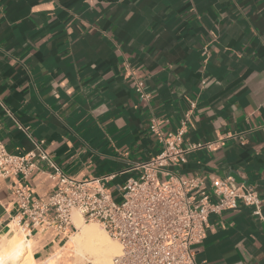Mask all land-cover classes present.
<instances>
[{
    "label": "crops",
    "instance_id": "crops-1",
    "mask_svg": "<svg viewBox=\"0 0 264 264\" xmlns=\"http://www.w3.org/2000/svg\"><path fill=\"white\" fill-rule=\"evenodd\" d=\"M152 122L164 136L182 131L181 147L204 146L168 172L202 179L208 193L215 179L252 188L262 201L261 218L242 205L210 215L195 264H264V0H0L9 154L43 142L64 175L122 186L163 149ZM17 186L43 198L54 184L40 172L0 178V252L18 235L7 227ZM25 243L34 264H48L67 241L42 231Z\"/></svg>",
    "mask_w": 264,
    "mask_h": 264
},
{
    "label": "built area",
    "instance_id": "built-area-1",
    "mask_svg": "<svg viewBox=\"0 0 264 264\" xmlns=\"http://www.w3.org/2000/svg\"><path fill=\"white\" fill-rule=\"evenodd\" d=\"M134 91L140 100H147L141 82L135 83ZM150 129L159 135L162 151L134 167L137 178L112 188L108 187L112 177L80 181L64 175L43 142H33L28 153L11 155L0 141V178L28 180L40 172L47 173L54 184L43 198L26 186L14 187L15 213L7 227L25 240L46 231L66 242L77 231L73 216L78 215L84 223H96L118 243L120 253L111 264H195L193 246L205 239L210 215L242 205L261 218L262 201L252 188L231 187L215 179L210 181L208 193L202 179L168 172L167 167L183 163L188 153L204 146L181 147L183 132L164 136L156 122ZM160 176L165 179L160 181Z\"/></svg>",
    "mask_w": 264,
    "mask_h": 264
},
{
    "label": "bare ground",
    "instance_id": "bare-ground-1",
    "mask_svg": "<svg viewBox=\"0 0 264 264\" xmlns=\"http://www.w3.org/2000/svg\"><path fill=\"white\" fill-rule=\"evenodd\" d=\"M73 223L79 232L70 237L65 249L75 254L76 264H110L111 259L119 255L118 243L110 240L97 224L82 225L80 218L75 216H73ZM20 237L13 236L4 246L5 248L0 252V264H34L29 256L28 242L26 244L25 239ZM60 257L52 258L48 264L50 262L57 264Z\"/></svg>",
    "mask_w": 264,
    "mask_h": 264
},
{
    "label": "rangeland",
    "instance_id": "rangeland-1",
    "mask_svg": "<svg viewBox=\"0 0 264 264\" xmlns=\"http://www.w3.org/2000/svg\"><path fill=\"white\" fill-rule=\"evenodd\" d=\"M165 178H162L160 177V181H163ZM75 217H79L78 215H74ZM80 218V217H79ZM81 220V224L82 225H91V224H96V223H84L83 220L80 218ZM98 226V225H97ZM98 228L103 231L99 226ZM79 230H77L76 232H74L73 234H76L78 233ZM104 232V231H103ZM106 234V233H105ZM15 236H19V235H15ZM20 237V236H19ZM21 239L23 238L22 236L20 237ZM111 240V239H110ZM63 253V256H61V254ZM57 256H61L58 260V263L57 264H76L77 262H75V259L77 260V257H75V254L70 251V252H67L66 249H64V251H62L61 253H59ZM56 256V257H57ZM55 259V258H53ZM112 260V259H111ZM51 264V262H50ZM110 264H111V261H110Z\"/></svg>",
    "mask_w": 264,
    "mask_h": 264
}]
</instances>
